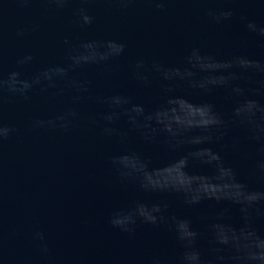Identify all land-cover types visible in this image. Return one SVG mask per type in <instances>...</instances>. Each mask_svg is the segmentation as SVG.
<instances>
[{
	"label": "water",
	"instance_id": "obj_1",
	"mask_svg": "<svg viewBox=\"0 0 264 264\" xmlns=\"http://www.w3.org/2000/svg\"><path fill=\"white\" fill-rule=\"evenodd\" d=\"M0 264H264V0H0Z\"/></svg>",
	"mask_w": 264,
	"mask_h": 264
}]
</instances>
